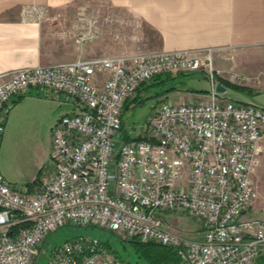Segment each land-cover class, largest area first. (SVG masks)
<instances>
[{
	"label": "built area",
	"instance_id": "obj_1",
	"mask_svg": "<svg viewBox=\"0 0 264 264\" xmlns=\"http://www.w3.org/2000/svg\"><path fill=\"white\" fill-rule=\"evenodd\" d=\"M43 14L36 5L22 9L25 19ZM212 53L98 56L8 72L0 83V135L12 99L30 89L72 110L51 128L55 167L36 190L23 191L0 173V264H33L40 253L46 264H129L90 235L43 247L65 224L171 246L174 264H251L263 255L264 218L242 216L255 196L250 173L262 151L264 104L216 91ZM180 71H203L206 97L160 101L124 140V103L155 76ZM172 211L199 219L201 238L165 226L163 213Z\"/></svg>",
	"mask_w": 264,
	"mask_h": 264
},
{
	"label": "crops",
	"instance_id": "obj_2",
	"mask_svg": "<svg viewBox=\"0 0 264 264\" xmlns=\"http://www.w3.org/2000/svg\"><path fill=\"white\" fill-rule=\"evenodd\" d=\"M27 5L43 8V16L23 18ZM257 45L264 46V0H0V83L18 68L76 59L208 48L220 54ZM106 75L99 73V80ZM182 91L184 98L206 97V92ZM247 100L253 99L240 101ZM71 110L70 105L30 89L12 99L0 138L7 126L21 122L30 130L44 127L51 136L56 120ZM263 143L264 135L261 153ZM258 164L250 173L253 187ZM243 216L264 218L256 191ZM260 259L264 256L252 264Z\"/></svg>",
	"mask_w": 264,
	"mask_h": 264
},
{
	"label": "rangeland",
	"instance_id": "obj_3",
	"mask_svg": "<svg viewBox=\"0 0 264 264\" xmlns=\"http://www.w3.org/2000/svg\"><path fill=\"white\" fill-rule=\"evenodd\" d=\"M256 51L259 54L256 57H252V53ZM263 52L264 46L257 45L224 50L220 54L212 53V67L214 71H217L216 74L219 77L233 84L251 89L248 91L250 94H247L245 91L227 88L225 92L226 96L237 101L245 97L252 98L257 103L264 104V70L261 68L264 62ZM257 57L258 59H256ZM231 73L239 74L244 78H231ZM189 74L187 76V83L190 87L197 89L207 88L206 75L203 71ZM144 84L135 93L136 96L134 95V97H136V100L132 101L134 97L129 99L127 105L122 110V123L125 132L132 135L137 134V131L144 124L147 114L155 104L164 99H184L182 96L183 89H178L173 93L169 92L158 95L157 85L148 87L146 86L147 83ZM54 167L55 161L51 155V136L47 129L37 127L35 130H30L28 125L23 122L7 126L3 137L0 138V173L10 180L12 185L21 188L23 191L36 190L39 183L47 179L52 173ZM254 178V190L257 193V201L259 206L264 209V143L263 152L261 153ZM163 222L165 226H168L175 232L190 238L199 239L201 221L186 212L172 211L163 213ZM78 235L96 237L101 245V241L108 240L113 249L117 251L113 252L112 248H107L103 245L102 248L114 256L119 251L118 249L121 244L119 239H126L114 232L92 225L65 224L51 231L46 236L43 247L50 250L51 247L58 246ZM125 245L129 247L128 244ZM125 249L128 250L129 248ZM119 253L122 255L121 251ZM263 256L264 254L259 257ZM124 261L133 262V258L125 257ZM46 262V255L40 253L35 258L33 264H46ZM257 264H264V259L258 260Z\"/></svg>",
	"mask_w": 264,
	"mask_h": 264
},
{
	"label": "trees",
	"instance_id": "obj_4",
	"mask_svg": "<svg viewBox=\"0 0 264 264\" xmlns=\"http://www.w3.org/2000/svg\"><path fill=\"white\" fill-rule=\"evenodd\" d=\"M192 72H176L173 73H165L155 76L150 83H147L146 86H155L157 85L158 95L166 94L168 92L185 89L187 91H195V92H206V89H197L190 87L187 83V76H189ZM217 81L221 82L228 88H233L236 90H241L248 92L251 89L236 85L229 82L226 79H223L216 75ZM144 86V85H142ZM128 100L124 103L123 108L127 105ZM124 135L123 139H130L131 136L125 133V129H123ZM121 244L119 247V251H121L122 255L119 253L115 254L116 257L123 259L125 257H132L133 262L127 261L131 264H174L179 260L177 251L175 248L171 246L162 245L155 242H141L137 238H126L119 239ZM103 246L107 248H112L113 252H116V249L109 244L108 240L101 241ZM125 244H128L127 247ZM125 248H129L126 250ZM124 257V258H123Z\"/></svg>",
	"mask_w": 264,
	"mask_h": 264
},
{
	"label": "water",
	"instance_id": "obj_5",
	"mask_svg": "<svg viewBox=\"0 0 264 264\" xmlns=\"http://www.w3.org/2000/svg\"><path fill=\"white\" fill-rule=\"evenodd\" d=\"M215 89H216V91H218V92H225L226 91V87L222 84V83H220V82H217L216 84H215ZM10 234V232H8V235Z\"/></svg>",
	"mask_w": 264,
	"mask_h": 264
}]
</instances>
